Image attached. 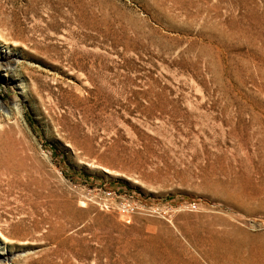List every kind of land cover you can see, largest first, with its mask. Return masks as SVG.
I'll list each match as a JSON object with an SVG mask.
<instances>
[{
  "label": "rangeland",
  "instance_id": "obj_1",
  "mask_svg": "<svg viewBox=\"0 0 264 264\" xmlns=\"http://www.w3.org/2000/svg\"><path fill=\"white\" fill-rule=\"evenodd\" d=\"M0 52V264H264V0H0Z\"/></svg>",
  "mask_w": 264,
  "mask_h": 264
},
{
  "label": "bare ground",
  "instance_id": "obj_2",
  "mask_svg": "<svg viewBox=\"0 0 264 264\" xmlns=\"http://www.w3.org/2000/svg\"><path fill=\"white\" fill-rule=\"evenodd\" d=\"M5 60H6V62H5ZM9 60V57L7 56V55H5L3 52H0V68L2 67V66H5V67H9L10 65H11V62L10 61H8ZM105 170V169H104ZM107 171V170H106ZM109 172V171H108ZM103 245V244H102ZM105 246V245H104ZM108 248V247H107ZM106 250H108V249H106ZM97 252H98V257H99V255L104 251V248L101 246V247H98L97 248V250H96ZM106 253V252H105ZM109 253H110V251H109ZM104 253H102V255H103ZM105 255V254H104ZM106 255H109L108 253L106 254ZM111 255V254H110ZM110 257V256H109ZM99 259V258H98ZM109 261H110V259H108ZM108 263V262H107ZM110 263V262H109ZM104 264V263H103ZM106 264V263H105Z\"/></svg>",
  "mask_w": 264,
  "mask_h": 264
},
{
  "label": "built area",
  "instance_id": "obj_3",
  "mask_svg": "<svg viewBox=\"0 0 264 264\" xmlns=\"http://www.w3.org/2000/svg\"><path fill=\"white\" fill-rule=\"evenodd\" d=\"M111 195V194H110ZM125 207H128V206H125Z\"/></svg>",
  "mask_w": 264,
  "mask_h": 264
}]
</instances>
